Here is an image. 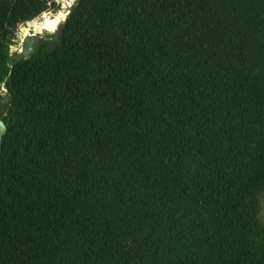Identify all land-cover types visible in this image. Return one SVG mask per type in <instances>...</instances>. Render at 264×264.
<instances>
[{
    "label": "trees",
    "instance_id": "obj_1",
    "mask_svg": "<svg viewBox=\"0 0 264 264\" xmlns=\"http://www.w3.org/2000/svg\"><path fill=\"white\" fill-rule=\"evenodd\" d=\"M60 2L0 0V264H264V0H78L13 63Z\"/></svg>",
    "mask_w": 264,
    "mask_h": 264
},
{
    "label": "water",
    "instance_id": "obj_2",
    "mask_svg": "<svg viewBox=\"0 0 264 264\" xmlns=\"http://www.w3.org/2000/svg\"><path fill=\"white\" fill-rule=\"evenodd\" d=\"M78 0H63L61 1L60 5V11L58 12V16L63 17V22L66 23L68 20V17L71 14V8L76 5ZM53 11L48 12L42 16L46 20V17H49ZM40 28H37L35 25H27L21 27V38H19L20 44H24L25 47L19 52L18 48L16 46L11 47V54L13 55L12 62L16 63L19 61H22L24 59H29L30 56L34 53L35 48L37 47V44L39 43V39L36 38L38 35H43L45 33V30H41L40 32H36V30ZM23 31H30L29 35H32V37H25V34ZM52 31H48V33H51ZM3 90L7 93L8 90L3 85ZM7 132V127L3 122H0V155L2 153V141L3 137Z\"/></svg>",
    "mask_w": 264,
    "mask_h": 264
},
{
    "label": "rangeland",
    "instance_id": "obj_3",
    "mask_svg": "<svg viewBox=\"0 0 264 264\" xmlns=\"http://www.w3.org/2000/svg\"><path fill=\"white\" fill-rule=\"evenodd\" d=\"M63 1V0H62ZM60 5H61V2H60ZM71 10V9H70ZM60 11V9H57V10H54L53 11V13L48 17L50 20L51 19H55V17L56 16H58L57 14H58V12ZM37 24H45L46 26H45V33L43 34V35H38V36H36V38H38L39 39V43L37 44V46L38 45H41V44H43V43H50L51 44V42H52V40H54V38H55V40H56V38H58L59 37V34H60V32H61V29L63 28V25L65 24V23H63V24H61V28H52V27H50V23L51 22H47L44 18H40L37 22H36ZM47 28H51V33H48V31L46 30ZM21 34H22V32H21V28H20V31L17 33V39H16V44L17 45H15L19 50V52L25 47V45L23 44H20V41H19V38H21ZM28 37H32V35H30V36H28ZM56 45H57V42L54 44V45H52L51 46V48H54V47H56ZM262 219H263V222H264V201H263V212H262Z\"/></svg>",
    "mask_w": 264,
    "mask_h": 264
},
{
    "label": "flooded vegetation",
    "instance_id": "obj_4",
    "mask_svg": "<svg viewBox=\"0 0 264 264\" xmlns=\"http://www.w3.org/2000/svg\"><path fill=\"white\" fill-rule=\"evenodd\" d=\"M62 1V0H61ZM63 17L56 16L55 19H51L50 27L54 28H61V24H63ZM47 31H51V28H47Z\"/></svg>",
    "mask_w": 264,
    "mask_h": 264
},
{
    "label": "bare ground",
    "instance_id": "obj_5",
    "mask_svg": "<svg viewBox=\"0 0 264 264\" xmlns=\"http://www.w3.org/2000/svg\"><path fill=\"white\" fill-rule=\"evenodd\" d=\"M46 21L47 22H51V20L48 18V17H46ZM35 26H37V28H40V30L39 29H37L36 30V32L38 33V32H40L41 30H45V24H34ZM29 32L30 31H23V33L25 34V37L27 38L28 37V35H29Z\"/></svg>",
    "mask_w": 264,
    "mask_h": 264
}]
</instances>
